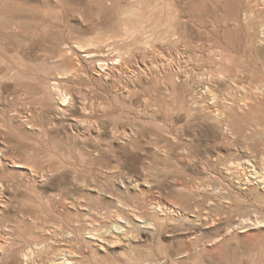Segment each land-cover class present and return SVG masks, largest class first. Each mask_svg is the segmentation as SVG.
<instances>
[{
  "label": "rangeland",
  "instance_id": "1",
  "mask_svg": "<svg viewBox=\"0 0 264 264\" xmlns=\"http://www.w3.org/2000/svg\"><path fill=\"white\" fill-rule=\"evenodd\" d=\"M0 162L7 264H264V0H0Z\"/></svg>",
  "mask_w": 264,
  "mask_h": 264
},
{
  "label": "bare ground",
  "instance_id": "2",
  "mask_svg": "<svg viewBox=\"0 0 264 264\" xmlns=\"http://www.w3.org/2000/svg\"><path fill=\"white\" fill-rule=\"evenodd\" d=\"M159 20V19H158ZM160 21V20H159ZM215 57V56H214ZM103 61V60H102ZM105 66V65H104ZM108 67V66H107ZM102 68V67H101ZM114 70H116V68H115V66H110V67H108V70L107 71H104L103 73H98V76L100 77V78H107L111 73H113L114 72ZM112 75V74H111ZM115 78V77H114ZM108 80V79H107ZM126 88V87H125ZM127 89V88H126ZM121 90H123L122 88H121ZM64 93V92H63ZM123 93H125V94H127L128 92H126L125 90H123V92H120V94L121 95H125V94H123ZM71 99H72V96L70 95V94H67V93H65V94H62L61 93V101H62V103H66V102H70L71 101ZM85 102H87V101H85ZM85 102H83V104L85 103ZM71 103H72V101H71ZM70 103V104H71ZM73 104V103H72ZM217 104V103H216ZM63 106V105H62ZM92 108H93V106H91ZM102 108H103V106H101ZM101 108V109H102ZM68 109V108H67ZM204 109V108H203ZM87 110V107H85V105H84V111H86ZM206 110H207V113L209 114V116L210 117H212L213 119H215V120H221L222 119V115H220L219 113L218 114H216V111L214 110V106H212L211 104H206ZM77 122V121H76ZM87 122H89L88 120H87ZM91 122H93V121H91ZM90 122V123H91ZM80 123V122H79ZM95 123V122H94ZM84 124H85V121H84ZM88 124V123H87ZM95 125H97V124H95ZM92 126H93V124L90 126V128L92 129ZM95 132H97L98 134H99V132H100V129L98 128V126H96L95 127ZM114 134H115V132H114ZM125 137H128L129 135H128V133H125V134H123ZM82 136H83V134H82ZM82 139V138H81ZM255 162V161H254ZM1 163V162H0ZM14 163V165L16 166V168H21L22 170V174H24V176H26V177H28L27 179H29V180H37V179H39V178H43V180L45 179V178H47L46 177V175H45V173H42V172H40V171H38L37 169H36V167L35 166H33V165H31V164H29V163H27V164H25V163H19V162H13ZM261 163V162H260ZM264 163V162H263ZM244 165H248L247 167L245 166L244 167ZM240 164V165H238V167H237V169L240 167L241 169H242V172H244V171H247V169L249 168V167H252L253 168V172H254V174L255 175H259L258 176V178H259V180H257V183H263L264 184V164L263 165H260V164H257V163H254V164H252V163H250V162H246V164ZM2 166V165H1ZM250 169V168H249ZM58 170V169H57ZM240 172V171H239ZM252 172V173H253ZM46 174H48V173H46ZM247 175V174H246ZM245 175V176H246ZM244 175H240V177H243V179H242V181H245V177ZM252 181V180H251ZM251 181L249 180V179H247V182H245L246 183V185L247 184H249V183H251ZM122 185H125V183L124 182H122ZM132 185V184H131ZM133 186H134V188H138V187H140V183H137V182H135V183H133ZM127 188V187H126ZM139 189V188H138ZM98 191V190H97ZM4 192H5V187H4V185H3V183L0 181V215L4 212V210H5V208L7 207V204H8V200H7V198H6V196L4 195ZM99 192V191H98ZM76 202V201H75ZM75 204V203H74ZM9 207V206H8ZM164 209H170V210H172V209H175V205L174 204H165V208ZM173 212H176L175 210H173ZM0 221H2L1 219H0ZM3 222V221H2ZM259 223V222H258ZM8 224V223H7ZM9 226V225H8ZM8 226H3V224L1 225V222H0V264H7V263H9L10 262V260L11 259H13V257H16V255L18 254V251L20 250V249H17L16 247H15V242L13 243L12 242V238H11V233H12V229L10 228V227H8ZM130 227V226H129ZM42 228V227H41ZM40 229V228H39ZM49 229V228H48ZM48 229H44L43 231H45V232H47V230ZM58 229V228H57ZM56 230V229H55ZM59 231H61V229H58ZM117 230V231H116ZM121 230V234L122 235H120V234H118V233H116V232H118V231H120ZM57 231V230H56ZM108 231V230H107ZM123 231H126V229H124V227L123 226H121V227H119V228H117V227H115V229H114V231H109V233L108 232H106L107 233V235L106 234H104L103 236L101 235L100 237H101V240H102V242L104 243L103 245H101L100 246V248H102V249H104V247H114V239L116 238V237H119V236H123V235H127L126 234V232H123ZM91 232V231H90ZM128 232V231H127ZM48 233V232H47ZM55 234V233H54ZM57 234V233H56ZM58 235V234H57ZM61 235V234H60ZM64 235V234H63ZM65 235L66 236H68V234L67 233H65ZM63 238H68V237H63ZM34 239V238H33ZM15 241V240H14ZM17 244V243H16ZM53 244V243H52ZM31 245H32V243H31ZM36 245V244H35ZM40 245V244H39ZM39 245H37V246H39ZM54 245V244H53ZM37 246H35L36 248H30V249H28V250H26L25 248H23V249H25V251L23 252V256L24 257H26L32 264H41L42 262H45V264H66V262H68V261H70L71 259H73L74 258V256L75 255H73L74 253L73 252H71L70 250H69V248H68V242H65V243H63L62 245H60V247H59V250H58V252L56 253V251L54 252V253H56V254H54V255H52V256H49L48 254H47V251H45L44 249V245H43V250H42V248L41 249H39V248H37ZM41 246H42V244H41ZM51 246V245H50ZM22 247V246H21ZM53 247V246H52ZM46 248H48V247H46ZM101 249V250H102ZM20 252H22L21 250H20ZM19 252V253H20ZM49 252V251H48ZM75 252V251H74ZM21 254V253H20ZM18 256H21V255H18ZM72 256H73V258H72ZM22 257V256H21ZM71 258V259H70ZM75 259V258H74ZM74 261V260H73ZM72 264V263H71Z\"/></svg>",
  "mask_w": 264,
  "mask_h": 264
}]
</instances>
